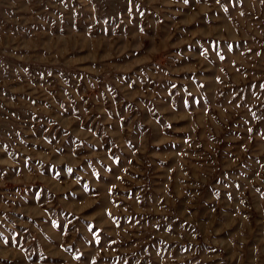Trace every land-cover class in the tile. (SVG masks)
Wrapping results in <instances>:
<instances>
[{"label": "rangeland", "instance_id": "374dc122", "mask_svg": "<svg viewBox=\"0 0 264 264\" xmlns=\"http://www.w3.org/2000/svg\"><path fill=\"white\" fill-rule=\"evenodd\" d=\"M1 251L264 264V0H0Z\"/></svg>", "mask_w": 264, "mask_h": 264}, {"label": "crops", "instance_id": "0c3cea01", "mask_svg": "<svg viewBox=\"0 0 264 264\" xmlns=\"http://www.w3.org/2000/svg\"><path fill=\"white\" fill-rule=\"evenodd\" d=\"M23 261H20L19 264H33V257L30 255H24L22 257ZM43 257H40L39 260L41 261ZM18 260L14 259L12 253L9 252H0V264H17Z\"/></svg>", "mask_w": 264, "mask_h": 264}]
</instances>
